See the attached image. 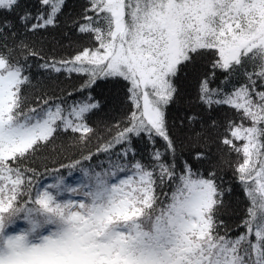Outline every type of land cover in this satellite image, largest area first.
Returning <instances> with one entry per match:
<instances>
[{"label":"snow or ice","instance_id":"obj_1","mask_svg":"<svg viewBox=\"0 0 264 264\" xmlns=\"http://www.w3.org/2000/svg\"><path fill=\"white\" fill-rule=\"evenodd\" d=\"M38 3L34 13L26 0H0V264H264V0H87L75 24L92 46L39 67L84 77L81 91L98 80L126 82L124 126L95 153L83 149L99 101L25 95L27 61L39 53L23 40L9 45L17 23L35 34L55 27L67 8V0ZM197 61L207 64L198 81L201 111L179 119L178 138L168 118L180 102L175 81ZM218 74L224 87L214 88ZM220 107L234 119L219 142L243 158L234 174L247 205L236 235L220 219L231 188L218 182L200 127ZM69 132L79 134V158L44 172L31 166ZM133 137L153 146L147 163L135 158ZM101 152L107 164L94 165Z\"/></svg>","mask_w":264,"mask_h":264},{"label":"trees","instance_id":"obj_2","mask_svg":"<svg viewBox=\"0 0 264 264\" xmlns=\"http://www.w3.org/2000/svg\"><path fill=\"white\" fill-rule=\"evenodd\" d=\"M86 2L87 0H67L65 13L59 17L56 26L40 29L35 34L27 30L21 31L20 25L17 23L19 35L16 37V41L10 40L9 45L12 46L15 42L23 40L26 45L39 53V56L29 57L27 61L30 65L29 75L32 81L31 85L25 89V95L29 101L45 97L55 102L66 100L68 104H72L86 99L88 95L99 101L101 109L91 114L87 121L94 132L87 148L83 149L85 153H95L96 149L116 132V125L124 126L130 111L126 82L114 79L98 80L92 88L81 91L84 77L77 74L69 76L65 72L55 73L39 67L40 64L46 62L71 59L83 48L92 46L94 42L87 35L79 33L75 24L76 21L83 23L81 16ZM26 3L34 13L39 8L38 0H26ZM3 18L0 16V19ZM10 19L15 22V17H10ZM15 58L22 59L19 56ZM206 71V62L197 61L195 65L183 68L175 81L180 91V102L169 109L168 118L173 135L178 138H183L176 127L179 119L188 113L201 111L197 107L198 81ZM221 79L222 77L218 74L212 87H224L221 84ZM243 79L241 77L239 81L234 80L233 84L242 83ZM230 88L231 85L228 86V90ZM69 93L71 96L68 95ZM203 118L205 124L200 127L205 132L208 138L207 142L211 147L212 160L220 178L218 182L231 188V192L225 196L226 209L220 214V219L224 221V225L231 234L236 235L243 231L239 225L245 216L247 205L242 188L234 174L235 166L242 162L243 158L235 152H230L226 146L219 142L224 135H227L226 126L229 120L234 119V112L227 107H220L204 114ZM210 120L215 121L214 127L208 124ZM236 123H240L239 119H236ZM78 135L70 132L60 134L51 144L37 153L31 166L44 172L45 166L53 168L60 163H67L73 158H79L82 146L74 138ZM235 143L239 145L242 142L236 141ZM162 146L163 141L158 140L155 147L163 151ZM121 147L118 145L112 151H118ZM133 148L136 159L145 163L150 160L153 146L146 137H133ZM183 157L189 158L187 149L184 150ZM107 160L108 154L101 152L93 156L92 163L106 165ZM207 167L208 165L202 166L201 171H205ZM45 175L47 176V173ZM44 182H50V179H46Z\"/></svg>","mask_w":264,"mask_h":264}]
</instances>
